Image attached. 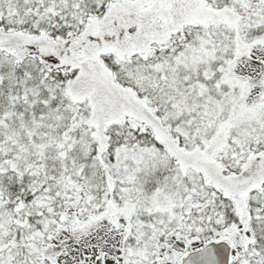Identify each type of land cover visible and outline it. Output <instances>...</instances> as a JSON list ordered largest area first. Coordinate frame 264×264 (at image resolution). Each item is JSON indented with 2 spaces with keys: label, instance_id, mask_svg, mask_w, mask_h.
Masks as SVG:
<instances>
[{
  "label": "trees",
  "instance_id": "obj_1",
  "mask_svg": "<svg viewBox=\"0 0 264 264\" xmlns=\"http://www.w3.org/2000/svg\"><path fill=\"white\" fill-rule=\"evenodd\" d=\"M54 1L38 2V11L48 20L38 34L37 30L17 21L19 17L7 11L6 0H0V60L10 63L2 78L13 77L10 86L0 89V205L1 213L9 220L8 233L0 240V264L58 262L64 253L59 251L58 243L65 228L62 223H67L72 216L70 211L74 212L76 197H84L82 206L101 209L113 205L120 193L117 187L120 182L115 185L121 173L115 174L117 154L139 150H155L168 159L169 173L178 167L186 171L177 185L181 193L176 192L175 197L180 201L183 197L189 198L186 211L182 213L189 223L182 227L187 239L201 242L241 231L244 242H239L244 255L264 260V130L259 126L264 122L245 124L250 133L245 138L238 137L240 129L231 130L226 145L210 161H198L186 154L203 146L201 138L205 136L201 128L206 121L202 101L185 99L179 90L166 91L153 82L157 74L160 83L165 84L164 79H169L167 63L200 40L211 45L224 40L233 46L235 38L247 42L264 38V4L260 7L254 3L256 7L252 8L260 14L256 21L261 23L259 26L248 19L252 15L248 11L242 14L235 31L220 28L212 35L202 28L185 26L171 30L162 44L152 42L145 54H138L134 59L128 55L121 60L113 52L112 56L98 54L91 69L99 77L97 87L104 85V99H107L104 104L111 107L109 99H116L117 107L113 108L122 112L109 115L103 103L97 104L99 109L94 110L90 100L85 97L77 100L69 93L49 107L43 106L45 97L36 98V104L31 106L24 100L20 82L22 79L34 82L31 86L25 85L29 87L26 92L40 85L36 78L42 73L51 86L67 87L73 81L78 82L83 73L84 56L89 54L86 53L89 44L100 46L98 39L106 33L108 38L114 36L112 26L105 29L108 22H100L115 13L129 12L130 8L125 5L134 0H64L72 16L59 25H56L57 17L49 16L50 11L59 6ZM240 1L250 6L252 3V0ZM202 2L215 10L235 6L233 0ZM156 26L143 32L154 34L152 30ZM253 26L258 27L253 31ZM245 28L250 30L245 32ZM126 32L117 34L119 41L116 39L106 45H119L121 51L131 52L130 48H136L133 38L137 35L129 42ZM157 34L160 32L152 37ZM22 35L21 44L17 39ZM38 37L39 41L32 40ZM143 50L146 46L138 48V51ZM57 53L61 57L56 56ZM29 59L32 62H28ZM130 59L133 60L125 65ZM244 62L253 66L256 60ZM185 78L182 75L175 83L185 85ZM236 79L244 84L252 82L245 72L237 74ZM123 99L136 102L140 117H130L123 111L127 107ZM205 103L213 105L214 100L208 97ZM232 105L231 99L226 100L222 109L227 111ZM56 108L60 114L45 122L47 111ZM68 108H71L69 112ZM180 127L183 129L177 130ZM194 137L195 140H189ZM162 172L163 169H150L142 174L141 183L146 190H153ZM214 177L229 185L222 187L219 180L212 179ZM106 221L99 220L88 230L105 225ZM64 238L71 241L68 235ZM126 239L137 241L134 228H130Z\"/></svg>",
  "mask_w": 264,
  "mask_h": 264
},
{
  "label": "rangeland",
  "instance_id": "obj_2",
  "mask_svg": "<svg viewBox=\"0 0 264 264\" xmlns=\"http://www.w3.org/2000/svg\"><path fill=\"white\" fill-rule=\"evenodd\" d=\"M233 1L235 6L241 5L239 0ZM256 1L264 2V0ZM28 3L29 0H25L22 5L25 6ZM5 5L7 11L11 14H16L20 8L19 4L14 0H6ZM128 7L130 8L129 12L112 13V16L100 22H108L105 29L112 26V33L114 36L108 38L107 33L106 35H102L98 39V41L100 40V46L102 45L101 47L89 44V50L86 52L89 54H87V57L84 56V64H81L83 73L78 82L73 81V83L67 87H58L51 86L48 82L42 81L40 85L33 87V89L30 88L29 91L26 92L25 89L29 87L25 85L31 86L34 82L28 83L22 79L20 84L23 88L22 95L24 96L25 102L33 106L37 102L36 98L45 97L46 100L43 102V106L49 107L57 102V100L65 98L69 93L77 100H81L84 97L90 100L94 106V110H96V107L99 109L98 105H102L103 103L109 115H113V113L117 115L122 112L118 108H113V106L117 107V105H114L116 99H109L111 107L104 104L107 102V99H104V96H106V94L103 93L104 85L100 84V86L97 87V79H99V77L91 69V64L93 65V62L97 61L98 54L113 52L121 60H124L128 55L135 57L137 56L135 53L136 49L141 46L145 48V46H149L152 42H162L167 34L171 32V30L167 28H172L173 30L182 24H196L201 27L223 26L231 29L240 25V19H237L233 11H216L208 7H203L200 0H139L137 3ZM153 7L156 8L154 9V13L152 12ZM256 23H258V26L261 25L259 22ZM154 25L157 26L154 27L152 31L155 33L160 32V34H157L156 37L153 38L152 35L155 33L148 35L143 31L149 32L151 26ZM258 26L253 27L256 28ZM128 27H131V31L126 32ZM125 32V38H127L129 42L132 36L137 35L133 38L136 48H131V52L121 51L118 48L119 45H117V47L106 45L113 40L116 42V39L119 41L120 35L117 34L123 35ZM20 37L21 38H18L17 41L22 44L24 36L22 35ZM32 40L39 41L38 38ZM47 44L50 45L49 43H46V45ZM40 45L42 46V44ZM231 54H233L232 62L222 63L219 60L220 55L231 56ZM56 56L60 55L57 53ZM66 56L68 58L69 54ZM256 56L260 60H256L253 66L247 68L248 66L245 65L243 67V61L251 60L254 63ZM18 58L21 59V57ZM240 62L242 65L240 64L237 66ZM7 64L10 68V63ZM173 65L174 68L178 67L179 69H184L187 76H190L184 79L185 85L175 83V79L171 81L169 78L167 81L168 83L163 84L165 90H179L185 95V99L191 100L195 98L197 101H202L203 104L204 113L202 112V114L206 123L204 124L205 126L201 128V132L205 136L203 137L205 138V143L202 148L203 151L192 154V158L207 162L211 160L215 152L226 145L227 137L232 132L231 130L240 129V131H238L240 132L238 137L245 138V136L250 135L248 127H246L245 124L251 122L260 124L261 120L264 122V38H259L253 42L241 41L239 38H235L233 46H229L223 41L211 45L203 39L194 47L184 50ZM208 66L210 68L207 71ZM242 67L243 70H245L246 77L252 79V82L244 84L237 81L236 70L238 68L241 70ZM201 71L205 72L201 76H198ZM181 74L183 73L181 72ZM193 75L197 76L193 77ZM3 84L4 79L0 73V89L3 88ZM249 85L251 86L248 88ZM38 87L41 88L38 89ZM208 97L214 100V103H212L213 105L205 103ZM230 99L233 101V105L231 109L224 111L222 109L223 102ZM124 102H126L127 107H125L123 111L127 112L128 116L133 118L140 117L135 101L131 99L128 101L124 100ZM213 106L216 108H213ZM70 110L71 108H68L67 112ZM223 112L226 113V116H222ZM58 114H60L59 108L48 110L45 122L48 121L49 117H54ZM215 120H217V122H215ZM259 126L264 130V124ZM189 140H195V137L194 139L189 138ZM130 164L132 167L129 166ZM155 166L166 168L169 166V161L150 150H139L137 152L127 153L125 151H120L117 154L115 174L121 173H119L120 179H116L115 185L120 182L117 187L127 188L125 190L120 189V193L124 194L121 195L120 201L123 200L122 198H130L122 205L120 212L110 208L112 212L106 216L107 218L109 216H115V218L106 222L109 226L113 225L116 227V230H107V239H104L101 233L94 237V244L83 250V255L85 257L84 264H94L93 261L98 257H102V255L106 258L103 264H116L113 262V258H120L123 252L128 253V257L133 256L135 258L133 264H151L155 258L163 256L165 251V248L160 247L158 244L159 234H165L164 243L169 244L170 250L166 253L174 256L184 250L182 245L176 243V232H178V224L180 223L181 215L179 214L180 204L175 206L177 202L174 198V196H176L174 189L178 185L179 178L186 174V171L178 167L169 175L170 178L165 180L161 188L159 187L158 190H146L143 183H141V181H144V179L141 180V175L150 169H154ZM212 179L219 180L217 177ZM219 183L222 187L229 185L222 180H219ZM130 189L137 193V196L134 197V202H132L133 200L131 199L133 196L130 193ZM168 193H172L173 196L168 195ZM146 210L154 212L153 218L157 215L162 220L164 219L166 229H162L165 225L160 221L152 222L149 226L161 228V230L155 229L153 231L150 230V232L148 228H143L142 225L136 223L137 227H134V229L136 231L137 240H139V246L134 247L131 251H126L122 242L125 241L128 235V228L123 227L119 219L123 216L125 217L123 219L127 220L133 215H139L142 211L146 212ZM1 211L0 205V240H3L8 233L9 220ZM91 223L94 222L92 221ZM85 230V228H80L79 230L78 226H74V231L72 233L73 241L81 239L85 235ZM169 235L174 239H170ZM89 241L90 239H87L84 241V244L89 243ZM102 242H104V245L101 244ZM59 251H64L65 254L61 256L59 262L55 261L52 262V264H79L77 260L78 251L76 248L64 250L62 247ZM80 258L83 257L80 256ZM123 264H125V262H123ZM237 264H239V262ZM244 264H264V260L256 256L250 258L246 257V262Z\"/></svg>",
  "mask_w": 264,
  "mask_h": 264
},
{
  "label": "water",
  "instance_id": "obj_3",
  "mask_svg": "<svg viewBox=\"0 0 264 264\" xmlns=\"http://www.w3.org/2000/svg\"><path fill=\"white\" fill-rule=\"evenodd\" d=\"M231 249L225 243L209 244L201 252L186 254L178 264H228Z\"/></svg>",
  "mask_w": 264,
  "mask_h": 264
}]
</instances>
